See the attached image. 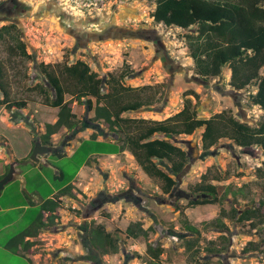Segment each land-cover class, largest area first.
Instances as JSON below:
<instances>
[{
	"label": "rangeland",
	"instance_id": "obj_1",
	"mask_svg": "<svg viewBox=\"0 0 264 264\" xmlns=\"http://www.w3.org/2000/svg\"><path fill=\"white\" fill-rule=\"evenodd\" d=\"M154 5L155 0H0V27L15 25L0 38V84L5 85L8 100L26 101L23 109L0 107V156L4 162H16L14 178L0 191V264H94L98 259L99 264H145L147 243L162 247V264H264V255L258 251H244L248 242L261 245L264 240V205L260 204L264 191L255 174L264 155L257 147L240 148L221 139L204 151L201 129L176 136L172 141L187 151L188 162L182 173L173 176V191L163 194L161 182L147 177L128 150L111 155L91 153L85 164L83 157L73 155L91 133L97 134V141H109L101 132L110 133L106 124L92 119L94 100L88 110L81 98V103H71L75 128L62 127L50 137L51 146L63 156L42 155L38 162L29 159L32 141L46 123H53L57 111L45 104L52 92L38 69L41 63L58 73L63 64L79 59L100 76L123 74L124 86H149L139 95L150 96V105L124 114L127 118L163 120L176 113L187 98L199 118L226 111L252 126L264 120V110L248 101L255 86L233 91L227 67L218 77L204 80L188 49V35H195L197 27L182 30L153 22ZM18 41L30 58L15 47ZM186 91L197 97L183 96ZM4 151H9L8 156ZM6 165H0L1 173ZM158 165L169 172L167 162L158 161ZM59 170L66 179L73 177L74 194L60 197L58 217L34 236L29 252H21L29 257L19 255L20 247L14 253L11 239L30 226L39 209L38 195L44 197L50 188L55 191L61 186L53 177ZM225 171L231 175L213 179L212 175L223 176ZM204 173H209L205 182L218 186L219 201L189 207L180 215L173 205L193 198L190 186ZM250 207L258 209V216L252 222L236 221L231 210ZM135 221L143 228L152 227L146 237L124 235L125 227ZM92 224H100L117 238L116 253L89 255L87 234ZM186 224L198 234H191ZM187 238L196 239L192 250H198L197 263L185 251ZM211 246L220 253H208L206 248Z\"/></svg>",
	"mask_w": 264,
	"mask_h": 264
},
{
	"label": "trees",
	"instance_id": "obj_2",
	"mask_svg": "<svg viewBox=\"0 0 264 264\" xmlns=\"http://www.w3.org/2000/svg\"><path fill=\"white\" fill-rule=\"evenodd\" d=\"M151 18L157 24L182 30L196 26V34L188 35V49H190L189 55L198 74L204 77V80L216 78L221 74L222 68L227 67L229 70L228 84L233 91L240 92L254 85L255 91L248 95V101L264 110V73H262L264 67V0H155ZM14 28V24L1 26L0 38ZM15 47L21 55L29 57L25 54L22 42L18 41ZM13 49L14 47L10 48L11 51ZM38 69L52 92L50 98H45V104L57 111L55 121L44 125V131L32 141L31 149L36 140L44 146L51 147L50 137L62 127L73 130L76 124L75 115L71 111L72 100L81 103V98H85L88 110L91 109V99L94 100L92 119L103 121L106 124L110 133L107 134L102 130L101 132L106 136L105 138L109 136V141H97V134L91 133L88 139L79 143L73 155L83 157L82 164H85L91 153L111 155L128 150L147 177L161 182L160 190L163 194H170L173 191L176 186L173 176L182 173L188 162L187 151L172 141V138L176 136L191 135L195 130L201 129L200 147L204 151H209L219 140L228 139L240 148L257 147L264 155V120L252 126L226 111L213 114L208 118H199L187 98H184L182 107L176 113L163 120L127 118L123 115L150 105L152 102L150 96L139 95L149 86L140 88L124 86L120 81L123 74L115 76L107 72L104 76H100L91 71L86 62L79 59L63 64L58 70L59 74L49 64L41 63ZM1 78L2 68L0 67ZM4 86L1 82L0 107L6 110H11L12 107L25 108L26 101L24 100H8V93ZM188 94L197 97L191 91L184 92L183 96ZM65 95H69L70 99L66 100ZM127 96L131 99H127ZM29 154L26 156L27 159ZM53 155L63 156L57 151ZM158 161L167 162L169 172L162 170ZM7 170L8 165L0 174V178ZM208 174H202L200 181L190 186L193 198L189 199L186 204L173 205L180 215H183L184 210L189 207L214 204L219 201L218 186L205 182ZM255 174L261 179L264 191V162L255 169ZM229 175L231 174L225 171L223 176L219 174L212 176L213 179L219 181ZM53 177L61 182V186L55 189L56 194L50 188L49 193L44 197L38 195L39 209L31 219L30 226L11 239L15 244L12 249L14 253L17 252L18 247H20L19 251L29 252L34 244L26 237H34L39 231L52 225L58 217L60 197L74 194L70 185L73 177L66 179L62 170H59L58 174H54ZM103 195L109 197L108 194ZM30 204L32 205V201ZM260 204L264 205V202L260 201ZM231 211L236 221L252 222V219L258 216L257 208L232 209ZM218 225L223 227L222 224ZM185 227L191 234H198L195 227L187 224ZM151 229L150 226L143 228L141 222L135 221L125 227L124 235L130 239H137L146 237ZM87 235V250L91 257L114 254L118 251L117 238L100 224H92L88 228ZM195 242L196 239L187 238L183 241V245L185 251L190 254L192 262L197 263L199 262L198 250H192ZM209 243L213 244L212 241ZM206 251L216 255L221 250L211 246L206 248ZM244 251H258L264 255V240L261 245L248 242L244 246ZM161 253L160 245L147 243L144 263L162 264L159 261ZM98 260L94 264H99Z\"/></svg>",
	"mask_w": 264,
	"mask_h": 264
},
{
	"label": "water",
	"instance_id": "obj_3",
	"mask_svg": "<svg viewBox=\"0 0 264 264\" xmlns=\"http://www.w3.org/2000/svg\"><path fill=\"white\" fill-rule=\"evenodd\" d=\"M57 150L51 148L49 146L42 145L38 140L35 141L34 146L31 150L29 159L31 162H38V156H42L44 154H53ZM58 152V151H57ZM8 154V152H6ZM15 161H10L8 163V170L6 173L0 178V191L2 190L3 186L11 181L14 178L15 174Z\"/></svg>",
	"mask_w": 264,
	"mask_h": 264
},
{
	"label": "crops",
	"instance_id": "obj_4",
	"mask_svg": "<svg viewBox=\"0 0 264 264\" xmlns=\"http://www.w3.org/2000/svg\"><path fill=\"white\" fill-rule=\"evenodd\" d=\"M2 109H3V108H2ZM54 121H55V120H54ZM54 121H53V122H54ZM6 141H7V140H6ZM5 144H6V143H5ZM5 144H4V145H5ZM4 145H3V148H4ZM6 152H8V154H9V151H4L5 155L8 156V154H7ZM25 156H26V155H25ZM25 156H24L23 158H25ZM0 162H1L0 165H2V164H4V165L7 164V165H8V163H9V162H4V161H2L1 156H0ZM41 162L43 163L42 158H41ZM0 167L2 168V166H0ZM0 174H2V173L0 172ZM27 238H28V240L32 241V239H33L34 237H26V239H27ZM26 239H25V240H26ZM20 252H22V251H20ZM22 254H23L25 257H29L28 255H26V253H21V254H19V255H22Z\"/></svg>",
	"mask_w": 264,
	"mask_h": 264
},
{
	"label": "flooded vegetation",
	"instance_id": "obj_5",
	"mask_svg": "<svg viewBox=\"0 0 264 264\" xmlns=\"http://www.w3.org/2000/svg\"><path fill=\"white\" fill-rule=\"evenodd\" d=\"M51 148H53V147L51 146ZM53 154H54V153H53ZM44 155H47V156H48V155H52V154H44Z\"/></svg>",
	"mask_w": 264,
	"mask_h": 264
}]
</instances>
